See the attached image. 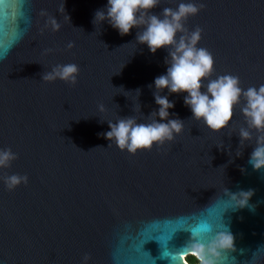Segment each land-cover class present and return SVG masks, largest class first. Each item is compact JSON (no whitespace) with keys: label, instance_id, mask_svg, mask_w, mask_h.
Returning <instances> with one entry per match:
<instances>
[{"label":"water","instance_id":"95a60500","mask_svg":"<svg viewBox=\"0 0 264 264\" xmlns=\"http://www.w3.org/2000/svg\"><path fill=\"white\" fill-rule=\"evenodd\" d=\"M180 2L203 5L185 27L202 30L211 79L264 84V0H161L152 12ZM106 4L0 0V150L17 156L0 168V264H85V255L86 264H179L193 240L208 245L223 231L235 247L210 254L213 264H264V169L248 164L257 133L240 142L243 100L217 132L192 119L186 93L172 94L181 133L135 154L100 135L121 117L148 122L158 108L148 85L166 73L168 55L139 44L137 28L121 36L95 26ZM60 64L78 66L75 85L42 79ZM13 174L28 182L9 190ZM250 189L252 210L239 208L233 194Z\"/></svg>","mask_w":264,"mask_h":264},{"label":"clouds","instance_id":"9594fccd","mask_svg":"<svg viewBox=\"0 0 264 264\" xmlns=\"http://www.w3.org/2000/svg\"><path fill=\"white\" fill-rule=\"evenodd\" d=\"M160 3L161 0H107L106 6L94 13L92 22L95 26L107 22L121 36L129 35L133 28H137L139 31L136 41L147 45L153 55L159 49L168 51L164 61L167 65L166 73L157 76L154 85H148L149 88L154 86L153 96L158 106L148 116V122H137L134 116L121 117L115 122L107 121L110 130L100 135L114 142L121 150L135 154L137 150H150L154 144L162 145L165 141H171L174 134L181 133L183 120L171 118L170 110L176 106L169 99L172 94L186 93L184 104L190 108L192 119L203 120L209 129L217 132L229 125L234 109L241 106L243 100L240 110L247 127L239 129L240 142L243 145L244 141L253 139V130L257 133L248 164L257 172L264 169V84L243 89L239 78L234 75H221L211 79L213 57L206 49L197 47L202 30L197 27L189 32L185 27L189 16L196 15L203 5L198 7L193 2H180L175 9L165 7L159 15L154 14L152 10ZM61 10H66L65 3ZM41 15L46 13L42 12ZM48 24L53 31H58L61 27L54 17L49 18ZM73 46L72 43L68 44V48ZM78 73L76 64H60L44 73L42 79H60L75 85ZM165 90L168 95H163ZM136 92L141 94L140 89ZM99 110L105 111L103 104L99 105ZM15 159L17 156L11 149L0 150V168L10 167ZM241 171L245 172L246 169L241 168ZM4 182L9 190H13L22 182L26 184L28 177L13 174L5 177ZM253 194L254 190H241L238 194H233L232 198L237 201L239 208H249V200ZM234 247V235L230 231H223L208 245L198 239L193 240L188 253L199 264H213L210 254L219 255L218 250ZM178 256L186 260L184 253ZM83 259L86 264L90 256L85 255Z\"/></svg>","mask_w":264,"mask_h":264},{"label":"flooded vegetation","instance_id":"af4514ba","mask_svg":"<svg viewBox=\"0 0 264 264\" xmlns=\"http://www.w3.org/2000/svg\"><path fill=\"white\" fill-rule=\"evenodd\" d=\"M186 256V255H185ZM184 261L187 264H199V261L196 260L195 258H193L191 255L186 256V260L184 259Z\"/></svg>","mask_w":264,"mask_h":264},{"label":"snow or ice","instance_id":"6c2138e0","mask_svg":"<svg viewBox=\"0 0 264 264\" xmlns=\"http://www.w3.org/2000/svg\"><path fill=\"white\" fill-rule=\"evenodd\" d=\"M178 261H179V264H184L183 259H181V257L179 256H178Z\"/></svg>","mask_w":264,"mask_h":264},{"label":"bare ground","instance_id":"6f19581e","mask_svg":"<svg viewBox=\"0 0 264 264\" xmlns=\"http://www.w3.org/2000/svg\"><path fill=\"white\" fill-rule=\"evenodd\" d=\"M181 259H183V260H184V257H181Z\"/></svg>","mask_w":264,"mask_h":264}]
</instances>
